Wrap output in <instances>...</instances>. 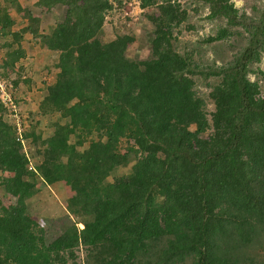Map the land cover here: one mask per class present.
<instances>
[{
  "label": "trees",
  "instance_id": "obj_1",
  "mask_svg": "<svg viewBox=\"0 0 264 264\" xmlns=\"http://www.w3.org/2000/svg\"><path fill=\"white\" fill-rule=\"evenodd\" d=\"M122 1L36 0L63 11L45 33L32 6L0 0L2 73L25 36L53 57L18 69L16 101L37 96L22 141L0 105V264H264V0L250 14L203 0L215 32L184 51L181 27L195 29L179 0H139V20L113 26ZM141 18L149 53L136 59ZM39 186L64 190V214L34 218Z\"/></svg>",
  "mask_w": 264,
  "mask_h": 264
},
{
  "label": "rangeland",
  "instance_id": "obj_2",
  "mask_svg": "<svg viewBox=\"0 0 264 264\" xmlns=\"http://www.w3.org/2000/svg\"><path fill=\"white\" fill-rule=\"evenodd\" d=\"M35 1L36 0H20L22 6L24 7L32 6L33 7L32 11L35 14L41 16L42 28L45 30V33H48V27L54 24L55 19H59V17L63 15V11L59 12L57 10H54L52 11L51 15L48 16L43 11L34 7L33 4L35 3ZM231 2L234 4L235 8H237L240 11L242 10L245 11L247 14L251 13V6L254 3L253 0H231ZM179 4L181 5L182 9L186 10L188 15V22H186L185 24H190L195 29L193 31H187L184 27L185 25L181 27L182 31L179 35L181 44L179 45V47L181 48V50L184 51V50H188L191 44L196 45L197 42L201 41L206 36L214 34L215 22L206 19V17L209 14V11H208V6L204 4L203 0H179ZM145 12L147 13L151 12L157 14L156 6L145 9ZM150 29H151V25L148 23V21L145 18H141L135 30V42L132 44L131 47L136 59H145L149 53L148 36ZM186 44H188V46ZM212 47L213 45L202 46L205 52L203 54V58L208 60L213 58L216 59L218 63H220V60L218 59L219 56L218 57L215 56ZM225 54H227V52H225ZM218 55H220V50L218 51ZM258 66L264 69V55L262 57L261 63ZM43 77L45 78V80L48 81L51 80V77H49L45 73L42 76V78ZM249 77L251 78V80H254V75H250ZM195 89L197 90L198 95L206 101L207 111L211 112L213 109V104L208 99L209 88L205 85V83H202L200 80H197ZM35 107L36 104L33 103L28 106V109L31 111V116L33 117H34ZM9 179H11V177H9ZM3 186L4 184L0 185V196L2 197L1 202L7 203L8 199L5 198L3 195L4 194ZM39 187H40V192L34 197L31 205V211L32 214L34 215V218H38V219L53 218L54 220L58 218L61 214H64L65 197L64 194L62 193L64 192V190L60 191L59 189L58 192L57 190L45 189L43 186H39ZM40 223L42 224V221H40ZM83 256L84 255L81 252V256L79 258L80 261L83 260Z\"/></svg>",
  "mask_w": 264,
  "mask_h": 264
},
{
  "label": "built area",
  "instance_id": "obj_3",
  "mask_svg": "<svg viewBox=\"0 0 264 264\" xmlns=\"http://www.w3.org/2000/svg\"><path fill=\"white\" fill-rule=\"evenodd\" d=\"M114 5V4H113ZM115 8L105 15V20L108 22L112 20V25L116 26L120 19L121 23L126 22L127 18H131L132 22L139 20L142 9L139 0H123L121 6L114 5ZM131 23H128L130 25ZM0 51V59H1ZM0 69V105L4 109V115L17 131L18 139H21L22 132L29 129L31 126V119L23 112L21 106L16 101L14 74H1ZM24 78V77H23Z\"/></svg>",
  "mask_w": 264,
  "mask_h": 264
},
{
  "label": "crops",
  "instance_id": "obj_4",
  "mask_svg": "<svg viewBox=\"0 0 264 264\" xmlns=\"http://www.w3.org/2000/svg\"><path fill=\"white\" fill-rule=\"evenodd\" d=\"M18 1L21 4L20 0H18ZM12 19L15 22V25L12 28V32L18 31L22 27V25H21L22 21H21L20 17H18V16L16 17V15L15 16L12 15ZM34 42L35 41L31 37H27V36H25L21 40V46L24 50L25 57L23 59H19L15 63V65L19 64V63H20V65L25 64V59L28 57L30 58L31 68L33 69V71H35L36 68H39L40 66H42L44 64H46V65L52 64L53 57H52L51 52H49L46 48H43L41 45L35 44ZM5 53H6L5 50L2 49V58H3ZM42 74H41V77H42ZM41 77H40V80H41ZM24 90H26L24 85H21L20 88H18L20 97L24 96V93H23ZM30 100L33 101V104H36L37 103L36 102L37 96L35 94H31ZM27 108L28 107L26 105H24V109H27ZM35 110H36V107L34 108V111Z\"/></svg>",
  "mask_w": 264,
  "mask_h": 264
},
{
  "label": "clouds",
  "instance_id": "obj_5",
  "mask_svg": "<svg viewBox=\"0 0 264 264\" xmlns=\"http://www.w3.org/2000/svg\"><path fill=\"white\" fill-rule=\"evenodd\" d=\"M1 54H2V50H1ZM1 60H2V56H1V59H0V62H1ZM20 66H23L24 67V69H25V71H26V74H31L32 73V71L31 70H33L32 68H31V63H30V58L28 57V58H26L25 59V64H22V65H20V63L19 64H16V66H14V67H12V69H8L5 73L3 72V74H14V77H15V79H14V86H15V81H16V79H17V75H18V69H19V67ZM25 74V75H26ZM46 74V73H45ZM41 80H45V78L43 77V78H41ZM18 88L15 86V91L17 90ZM17 94V95H16ZM15 95V97H16V99H24V97L25 96H23V97H20L19 96V93H15L14 94ZM30 99H28V101H29ZM28 101L27 102H18L19 103V105L21 106V109L23 110V112L24 113H26L27 115H28V117L31 119V126H32V124L35 122V119H34V117L33 116H31V111L27 108V109H24V105H26L27 107L30 105V104H32L33 103V101H31V102H29L28 103ZM4 117H5V115H4ZM6 118V117H5ZM7 119V118H6ZM8 120V119H7ZM8 122H9V120H8ZM10 123V122H9ZM11 124V123H10ZM12 125V124H11ZM30 126V127H31ZM14 127V126H13Z\"/></svg>",
  "mask_w": 264,
  "mask_h": 264
}]
</instances>
